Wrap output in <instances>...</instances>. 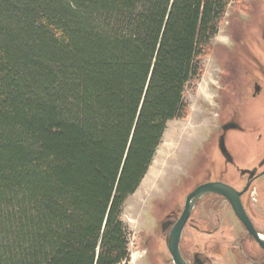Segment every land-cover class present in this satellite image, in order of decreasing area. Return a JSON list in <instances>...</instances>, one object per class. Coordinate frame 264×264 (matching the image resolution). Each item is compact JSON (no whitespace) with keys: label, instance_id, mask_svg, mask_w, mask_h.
<instances>
[{"label":"trees","instance_id":"16d2710c","mask_svg":"<svg viewBox=\"0 0 264 264\" xmlns=\"http://www.w3.org/2000/svg\"><path fill=\"white\" fill-rule=\"evenodd\" d=\"M232 0H0V264H128L124 206Z\"/></svg>","mask_w":264,"mask_h":264},{"label":"flooded vegetation","instance_id":"af4514ba","mask_svg":"<svg viewBox=\"0 0 264 264\" xmlns=\"http://www.w3.org/2000/svg\"><path fill=\"white\" fill-rule=\"evenodd\" d=\"M262 2L263 0H254L251 3L255 23L253 31L255 40L252 41V47L247 45L246 48L244 42L230 39L232 50H235L231 51L232 57L235 60L239 59L240 65H229L224 87L220 88L217 98L220 111L218 115L221 120L215 137L220 156V175L218 178L206 179L196 185L185 196L184 201L172 199L171 210L167 212L164 209L159 213L155 225L157 241L155 242L154 237L145 240L146 264H179L170 249L171 235L173 231L175 235L177 233L176 226L186 209L189 195L207 182H222L240 193V202L252 229L259 239L264 240V228L258 222L261 215H254L251 211V206L260 203V198L264 195L258 191L259 183L264 180ZM238 43L246 48L248 54L244 55V52L241 54ZM246 109H251V118L239 119L238 113ZM210 142L212 139L208 141L209 144ZM193 161L195 160L192 159L190 163ZM189 169L190 166L188 171ZM189 175L191 178V172ZM190 202H193V206L189 210L176 245L182 264H264V247L255 233L240 219L227 197L218 193H207L197 200L193 197ZM164 213L166 214L162 215ZM157 242L160 245L154 247Z\"/></svg>","mask_w":264,"mask_h":264},{"label":"rangeland","instance_id":"374dc122","mask_svg":"<svg viewBox=\"0 0 264 264\" xmlns=\"http://www.w3.org/2000/svg\"><path fill=\"white\" fill-rule=\"evenodd\" d=\"M253 1L232 0L230 3L221 22L220 31L213 39V50L203 61V73L186 91L185 99L189 105L187 116L168 123L145 177L148 181L144 184L142 182L124 206L123 220L130 231L131 256L128 264H146L145 240L154 237L155 242L157 241V216L164 209L167 212L171 210L172 199L184 201L185 196L196 185L220 175V156L215 137L221 120L217 98L220 88L224 87L229 65H240L239 59L232 57L231 51L235 50H232L230 39L244 42L246 48L247 45L252 47V41L255 40V23L251 10ZM262 3L264 5V0ZM237 46L238 50L241 49V54H248L242 44L238 43ZM239 71L244 73L241 68ZM261 102L263 103V100ZM241 112L238 113L239 119L251 118V109ZM210 139L212 142L209 144ZM192 159L195 161L190 163ZM188 172H191V178ZM263 184L262 179L258 190L261 194H264ZM260 201L251 206V211L254 215H261L258 222L264 228V195ZM159 245L157 242L154 247Z\"/></svg>","mask_w":264,"mask_h":264},{"label":"water","instance_id":"95a60500","mask_svg":"<svg viewBox=\"0 0 264 264\" xmlns=\"http://www.w3.org/2000/svg\"><path fill=\"white\" fill-rule=\"evenodd\" d=\"M207 193H218L221 194L225 197H227L229 199V201L232 203V205L235 208V211L237 212L238 216L240 217V219L242 221H244L249 229L254 232V230L252 229V226L248 220V217L245 215L241 202H240V193L236 192L234 189H232L229 185L222 183V182H207L204 183L202 185H200L199 187H197L188 197L187 200V205H186V209L183 213V216L181 217L179 223L177 224L176 228H177V233L175 235L174 231L171 235V241H170V249L172 251V253H174L176 261L179 264H182L180 262V254L179 251H177L178 247L177 242L179 240V236L182 230V227L187 219V216L189 214V210L190 208H192L193 206V202H190L191 199L193 197H195V200H197L200 196L207 194ZM255 233V232H254ZM255 235L257 236V234L255 233ZM176 236V237H175ZM258 238V236H257ZM259 239V238H258ZM261 245L264 247V240L259 239ZM175 248V249H174Z\"/></svg>","mask_w":264,"mask_h":264},{"label":"bare ground","instance_id":"6f19581e","mask_svg":"<svg viewBox=\"0 0 264 264\" xmlns=\"http://www.w3.org/2000/svg\"><path fill=\"white\" fill-rule=\"evenodd\" d=\"M149 176H150V173H149L148 177H149ZM146 181H148L147 178L143 181V184H144ZM149 182H150V181H149Z\"/></svg>","mask_w":264,"mask_h":264}]
</instances>
